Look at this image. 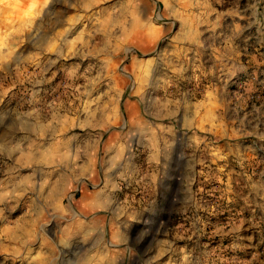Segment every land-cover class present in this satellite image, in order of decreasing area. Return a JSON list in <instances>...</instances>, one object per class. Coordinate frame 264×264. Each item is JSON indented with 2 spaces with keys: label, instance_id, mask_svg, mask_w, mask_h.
I'll return each mask as SVG.
<instances>
[{
  "label": "clouds",
  "instance_id": "1",
  "mask_svg": "<svg viewBox=\"0 0 264 264\" xmlns=\"http://www.w3.org/2000/svg\"><path fill=\"white\" fill-rule=\"evenodd\" d=\"M225 2L0 0L2 264H264V0Z\"/></svg>",
  "mask_w": 264,
  "mask_h": 264
},
{
  "label": "rangeland",
  "instance_id": "2",
  "mask_svg": "<svg viewBox=\"0 0 264 264\" xmlns=\"http://www.w3.org/2000/svg\"><path fill=\"white\" fill-rule=\"evenodd\" d=\"M240 2H241V4H243V3H245V0H240ZM230 6H231L230 0H226L225 5L223 7H221L220 5H216V7L218 8V10H220V11H223L227 7H230ZM250 51L253 52V54H255V48L250 49ZM260 51L261 52H264V48H261ZM206 67H207V65H206ZM253 102L256 103L257 106H259L260 104H264V93L258 94L257 97H256V99ZM209 191L215 193V186H213V188L209 189ZM218 195H219L218 193H215V196H218ZM215 196H214V198H215ZM137 198L139 199V197H137ZM163 207H164V210H167V207H168L167 200H165L163 202ZM134 220H135V216H131L129 218V221L126 222L125 227L129 228L133 232H136V231H138V229L140 227V224L138 222L137 223H133ZM140 235L142 236L143 235V232H140ZM2 259L3 258L0 257V264H2Z\"/></svg>",
  "mask_w": 264,
  "mask_h": 264
}]
</instances>
